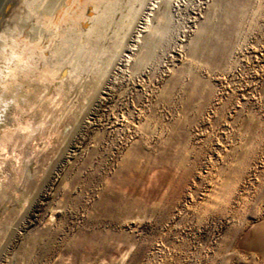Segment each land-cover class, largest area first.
Wrapping results in <instances>:
<instances>
[{
  "label": "rangeland",
  "instance_id": "obj_1",
  "mask_svg": "<svg viewBox=\"0 0 264 264\" xmlns=\"http://www.w3.org/2000/svg\"><path fill=\"white\" fill-rule=\"evenodd\" d=\"M43 3L0 39V264H264V0Z\"/></svg>",
  "mask_w": 264,
  "mask_h": 264
},
{
  "label": "bare ground",
  "instance_id": "obj_2",
  "mask_svg": "<svg viewBox=\"0 0 264 264\" xmlns=\"http://www.w3.org/2000/svg\"><path fill=\"white\" fill-rule=\"evenodd\" d=\"M32 1L33 0H18L17 4L15 5L14 12L8 21V25L6 26L4 31L0 34V39L2 38L5 40V43H6V46H7V49L9 50V52H11L12 50H16L20 46L19 45L16 48V46L12 45V41L16 42V39L19 36L25 37L26 34L28 33L27 29H28L29 21H22L20 23L19 20L21 19L22 15H25V17L27 15L29 16V17L27 16L26 18L36 17L39 19V21H50L41 15L46 13L50 9V7L52 6L53 3H50V5H48V6H46V4L43 3L38 9H36L35 12H32V10L30 12H28L29 8H30V4L32 3ZM47 1L48 0H46V2ZM54 1L56 2L57 0H54ZM14 2H15V0H3L1 7H0V29H1L2 23L6 19L8 12L12 8ZM62 2H63V0H61V3ZM66 15H67V10L64 9L63 13L61 15V17H62L61 21H64L62 19H65V21L68 19V16H66ZM15 17H17L16 20H15ZM32 18H30L29 20H31ZM51 21H54V20H51ZM26 40H27V43H26L25 48L28 50L29 45H31V44H30L28 39H26ZM32 51H34V49H32ZM10 58L14 59L13 63L17 62V71L14 74L11 73L10 66H9L7 72H5V70H4V72H3L4 74L2 75V78L7 76L8 74H11L12 82H15V75L20 74V75L30 76L33 79L34 75L32 73V69L34 68V65H35L34 55H26L25 51L24 52H16L15 55H10ZM1 71H3V70L1 69ZM4 80H5V78H4ZM12 82H9V83L11 84Z\"/></svg>",
  "mask_w": 264,
  "mask_h": 264
},
{
  "label": "water",
  "instance_id": "obj_3",
  "mask_svg": "<svg viewBox=\"0 0 264 264\" xmlns=\"http://www.w3.org/2000/svg\"><path fill=\"white\" fill-rule=\"evenodd\" d=\"M2 2H3V0H0V7H1Z\"/></svg>",
  "mask_w": 264,
  "mask_h": 264
}]
</instances>
